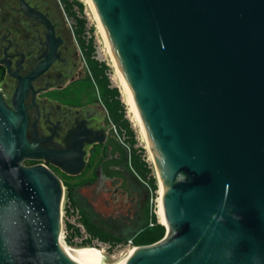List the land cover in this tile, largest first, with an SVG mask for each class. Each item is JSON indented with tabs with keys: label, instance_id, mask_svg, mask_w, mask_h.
Segmentation results:
<instances>
[{
	"label": "water",
	"instance_id": "obj_1",
	"mask_svg": "<svg viewBox=\"0 0 264 264\" xmlns=\"http://www.w3.org/2000/svg\"><path fill=\"white\" fill-rule=\"evenodd\" d=\"M91 2L164 187L165 236L113 264H264V0ZM33 78L11 105L0 92V264L95 263L99 251L60 245L62 179L25 164L84 166L80 147L28 137Z\"/></svg>",
	"mask_w": 264,
	"mask_h": 264
},
{
	"label": "flooded vegetation",
	"instance_id": "obj_2",
	"mask_svg": "<svg viewBox=\"0 0 264 264\" xmlns=\"http://www.w3.org/2000/svg\"><path fill=\"white\" fill-rule=\"evenodd\" d=\"M46 1L0 0V92L13 93L10 100L6 99L11 105L20 78L34 75L24 101L29 118L28 137L58 151L80 147L84 166L79 173L69 174L45 159L27 160L25 164H43L59 171L71 180L68 185L69 181L55 172L64 186L67 183L77 189L82 198V188L102 186V191L118 204L130 195L126 171L129 151L125 161L120 146H126L115 134L117 131L111 132L105 99L98 95L82 100L84 94L90 95L91 85L97 81L84 54L62 30L51 0ZM110 138L119 148L112 158ZM98 197L101 198H83L95 212ZM72 198L77 201L75 194ZM121 216L115 212L109 219Z\"/></svg>",
	"mask_w": 264,
	"mask_h": 264
},
{
	"label": "rangeland",
	"instance_id": "obj_3",
	"mask_svg": "<svg viewBox=\"0 0 264 264\" xmlns=\"http://www.w3.org/2000/svg\"><path fill=\"white\" fill-rule=\"evenodd\" d=\"M51 3L61 22L62 30L72 37L76 47L84 54L91 74L97 81L92 83L90 93L88 92L90 95L84 94L82 100H86L87 96L101 95L104 98L107 94L110 95L114 110L111 112L107 106L108 113L105 114L109 118V127L111 132L117 131L115 134L129 151L126 171L130 178V195H125L118 204L112 201L106 191H102V186L99 189L97 186L84 187L81 191L83 198L101 196L96 199L98 202L94 205L95 212L86 199L78 195L77 189L70 188L65 183L62 215V226L66 231L65 245L78 249L94 247L102 251L106 262L111 264L127 256L135 247L149 245H137L134 242L138 232L146 226L152 227L156 222L165 224L160 215L159 176L151 147L149 149V140L131 106L123 78L107 45L105 31L102 25H99L95 9L89 0H51ZM12 94L7 92L3 96L10 100ZM55 172L71 185L69 177H63L59 171ZM73 194L76 195L77 201L72 198ZM115 212L122 216L109 219ZM86 222L96 229L94 230L97 234L91 232L92 228L88 229ZM166 232L167 228L165 234ZM102 236L109 240L103 239ZM110 238H115L116 241Z\"/></svg>",
	"mask_w": 264,
	"mask_h": 264
},
{
	"label": "bare ground",
	"instance_id": "obj_4",
	"mask_svg": "<svg viewBox=\"0 0 264 264\" xmlns=\"http://www.w3.org/2000/svg\"><path fill=\"white\" fill-rule=\"evenodd\" d=\"M90 1V3H91V5H92V2H91V0H89ZM92 7H93V5H92ZM94 8V7H93ZM97 18H98V16H97ZM98 21L100 22V20H99V18H98ZM99 25H102L101 24V22H100V24ZM102 28H103V26H102ZM101 28V29H102ZM102 31H103V29H102ZM105 33V32H104ZM105 35V34H104ZM106 38H107V36H105ZM107 45H108V47H109V49H110V51H111V53H112V55H113V57H114V59H115V61H116V63H117V60H116V57H115V55H114V52H113V50H112V48H111V45H110V43H109V41H108V38H107ZM117 69H118V72L120 73V75L122 76V78H123V82H124V87H125V90H126V93L128 94V96H129V100H130V103H131V106L133 107V110H134V112H135V114H136V117H137V119H138V121H139V123H140V125H141V122H140V118H139V115H138V112H137V110H136V108H135V105H134V103H133V100H132V98H131V96H130V93H129V91H128V88H127V85H126V82H125V79H124V77H123V74H122V72H121V70H120V68H119V65H118V63H117ZM142 127V126H141ZM144 134H145V132H144ZM149 146V145H148ZM150 147L151 146H149V149H150ZM150 151H151V153H152V150L150 149ZM152 156H153V160H154V162H155V158H154V155H153V153H152ZM156 164V163H155ZM159 182H160V179H159ZM160 189H161V196H160V199H159V201H160V215H161V220L164 222V206H163V196H164V187H163V185H162V183L160 182ZM64 206V205H63ZM64 210V209H63ZM66 243H65V241L61 238L60 239V245L62 246V248L63 249H73V250H84V248H86V249H89V248H92V247H84L83 249H78V248H74V247H72V246H66L65 245ZM92 249H95V250H97L96 248H92ZM98 251V250H97ZM100 253H102V251H99ZM132 252H133V249L132 250H130L129 251V253L127 254V255H131L132 254ZM103 254V253H102ZM65 255L67 256V253H65ZM68 257V256H67ZM68 258H70V257H68ZM72 261H74V262H76L77 264H109V263H107L106 262V260L103 258V259H101V260H99V261H97V262H95V263H90V262H87V261H83V260H80V259H73V258H70ZM111 264H113V263H111Z\"/></svg>",
	"mask_w": 264,
	"mask_h": 264
},
{
	"label": "trees",
	"instance_id": "obj_5",
	"mask_svg": "<svg viewBox=\"0 0 264 264\" xmlns=\"http://www.w3.org/2000/svg\"><path fill=\"white\" fill-rule=\"evenodd\" d=\"M106 96L107 97H104V99L107 102V106L109 107L110 111L112 112L114 110V107H113V105H112V103L110 101V95L107 94ZM86 224H87V226H89L88 227L89 230L91 228L93 229L91 231L92 233L97 234V233H95L96 229L94 227H92V225L88 224L87 222H86ZM165 231H166L165 226L156 222V223L153 224L152 227L146 226L144 229H142L140 232H138L134 242L137 245L155 243V242L159 241L160 239H162L164 237ZM102 238L105 239V240H109V238H107V237L104 238L102 236ZM110 239H112V238H110ZM112 241H116L115 238H113Z\"/></svg>",
	"mask_w": 264,
	"mask_h": 264
},
{
	"label": "built area",
	"instance_id": "obj_6",
	"mask_svg": "<svg viewBox=\"0 0 264 264\" xmlns=\"http://www.w3.org/2000/svg\"><path fill=\"white\" fill-rule=\"evenodd\" d=\"M64 200V199H63ZM62 215H63V205H62ZM61 238L64 239L66 238V231L64 230L63 226H62V233H61Z\"/></svg>",
	"mask_w": 264,
	"mask_h": 264
}]
</instances>
